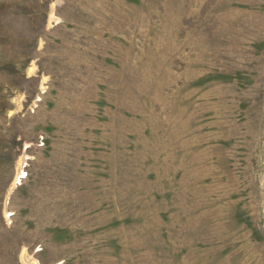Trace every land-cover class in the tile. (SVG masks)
Returning <instances> with one entry per match:
<instances>
[{
  "label": "rangeland",
  "instance_id": "374dc122",
  "mask_svg": "<svg viewBox=\"0 0 264 264\" xmlns=\"http://www.w3.org/2000/svg\"><path fill=\"white\" fill-rule=\"evenodd\" d=\"M25 258L264 264V0H0V264Z\"/></svg>",
  "mask_w": 264,
  "mask_h": 264
},
{
  "label": "bare ground",
  "instance_id": "6f19581e",
  "mask_svg": "<svg viewBox=\"0 0 264 264\" xmlns=\"http://www.w3.org/2000/svg\"><path fill=\"white\" fill-rule=\"evenodd\" d=\"M60 0H57V2H59ZM20 172V171H19ZM26 264H36L34 263L32 260H29L27 258H25Z\"/></svg>",
  "mask_w": 264,
  "mask_h": 264
}]
</instances>
